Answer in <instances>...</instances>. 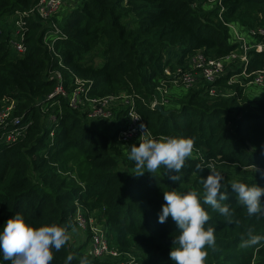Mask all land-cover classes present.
Masks as SVG:
<instances>
[{
	"label": "trees",
	"instance_id": "1",
	"mask_svg": "<svg viewBox=\"0 0 264 264\" xmlns=\"http://www.w3.org/2000/svg\"><path fill=\"white\" fill-rule=\"evenodd\" d=\"M39 1L0 0V111L15 105L0 128V232L19 214L32 225L58 224L74 234L80 210L102 224L120 256L89 253L88 230L86 239L76 234L79 245L68 241L59 251L53 249L51 264H80L82 258L89 264H120L132 257L141 264H174L170 252L178 227L170 216L158 222L164 191L196 192L203 204L202 178L211 169L199 172L196 165H211L224 176L221 191H227L228 199L221 204L229 206L233 222L205 205L210 215L205 227L214 228L216 237L215 246L206 247L205 264H264V240L240 246L250 229L264 236V216H249L229 185L238 180L264 187V101L259 111L249 110L245 85L229 83L243 68L216 81L233 91L232 96L214 98L192 88L174 97L179 102L168 115L148 104L159 81H169L167 68L185 66L200 49L219 58L237 48L229 43L220 5L204 8L207 0H77L75 7L47 19L35 12L24 17L27 49L21 54L12 44L16 28L13 32L8 27L10 19L35 9ZM221 1L225 21L248 29L264 27V0ZM169 47L174 49L169 52ZM55 70L69 92L77 76L92 83L90 96L134 95L144 124L157 138H193V154L179 173L182 182L171 180L163 167L156 175L131 173L135 163L125 158L119 139L124 112H117L113 125L112 119H91L72 108L69 98L47 100L59 83L50 77ZM260 70L264 50H252L246 70L251 76L241 75L243 82L252 81ZM51 116L55 120L49 125ZM15 117L20 124L13 125ZM10 131L21 134L9 143L2 135ZM0 264H11L2 252Z\"/></svg>",
	"mask_w": 264,
	"mask_h": 264
},
{
	"label": "clouds",
	"instance_id": "2",
	"mask_svg": "<svg viewBox=\"0 0 264 264\" xmlns=\"http://www.w3.org/2000/svg\"><path fill=\"white\" fill-rule=\"evenodd\" d=\"M139 119V118H134ZM142 130L140 143L133 144L130 148L129 159L134 161V173L143 175L146 171L156 175L163 167L169 178L181 181L179 173L185 161L191 157L194 149V140L191 137H161L159 139L144 138L147 133L146 124L139 125ZM204 167L211 169L206 179L202 178L203 204L198 193H182L176 190L164 191V205L159 214V223L166 222L170 216L176 223L179 234L174 235L170 259L174 264H205L208 256L206 247L215 246V229L205 227L210 220V215L205 205L226 218L227 223H232L233 215L227 204L221 201L228 199L227 191L222 181L224 176L211 165H196V170L201 172ZM176 173V174H172ZM229 185L236 194L238 203L246 207L249 216H264L262 199L264 187L232 180ZM72 231H76L73 227ZM71 236L68 229L58 224H45L35 226L28 223L19 214L10 217L3 225L0 232V252L5 260L11 264H51L54 259L53 249L59 251L68 243ZM264 236L254 235L250 229L248 238L242 239L241 247L247 248L257 245ZM68 261L73 259L69 256ZM80 264H89L82 258Z\"/></svg>",
	"mask_w": 264,
	"mask_h": 264
},
{
	"label": "built area",
	"instance_id": "3",
	"mask_svg": "<svg viewBox=\"0 0 264 264\" xmlns=\"http://www.w3.org/2000/svg\"><path fill=\"white\" fill-rule=\"evenodd\" d=\"M203 7L207 9H214L217 4L220 5V18L224 21L225 25L229 28L230 37L228 38L229 43L237 45V48L231 51L229 54L223 57H212L207 55L203 49L196 51L187 60L185 66H176L175 71L167 68L165 74L170 78L169 81L161 79L159 81V86L157 87L158 96L155 95L154 98L149 99L148 104L151 108H155V105L160 104L165 108V104L171 102L172 95H168L164 91V87L167 85L181 87L184 92L197 88L202 90V94L210 95L211 97H229L234 95V92L227 89L221 88L216 85V81L227 75L230 71H236L239 68H243L241 74L233 75L230 78L229 83L239 82L238 77L243 75L246 78L251 75L247 73V65L249 63V53L252 50L263 51L264 50V40H260L259 37L264 36V27L259 26L255 28L248 29L239 22H227L222 17V12L225 7L222 5L221 0H207L203 2ZM77 5V0H40L36 5L35 9L25 10L21 14L22 26H18L14 33H17L18 39L13 36L12 44L13 47L21 54H23L27 46L26 41V28L24 17L28 18L31 13H37L41 18L47 19L52 16V14L59 12L63 9H70ZM196 6V4H194ZM198 6V5H197ZM20 24V23H19ZM18 24V25H19ZM13 33V34H14ZM50 50L55 51L54 46L49 44ZM51 78H58V85L54 92L47 96V100L54 98L56 95H60L69 98V105L74 109H82L87 113L88 117L91 119H103L108 120L117 116V112H124L122 116L121 131L119 133V139L122 142L124 139H136L137 146L139 145L140 137L142 135V130L139 125L144 123L139 112L137 105V98L132 94H124L122 96L109 95L104 97L90 96V91L92 88V83L87 80H83L77 76L73 77V81L70 86L73 87L72 91L69 92L64 86V80L59 70L50 72ZM237 77V78H235ZM242 85L245 83L240 81ZM259 86H264V70H260L254 76V79L250 81ZM204 88V89H202ZM145 103L146 101L143 100ZM11 107H5L3 111H0V128L6 126L7 122L11 118V111L14 108V103H11ZM8 106V105H7ZM168 110V109H166ZM139 118V119H134ZM55 120L54 116H51L48 120V124ZM20 117H15L13 120V125L20 124ZM6 129V128H5ZM18 129V128H17ZM21 131L14 132L10 131L3 133V139L7 142L16 141L18 135ZM53 135V133H51ZM130 136V137H129ZM155 137L148 129L145 133L144 138ZM164 137V136H160ZM78 219H76L77 226L83 230L91 232V246L89 247V253L99 257L104 255H111L112 257H119L120 253L118 250L111 248L107 238V232L101 223L94 216L86 218L82 211L80 210L76 214ZM132 257V256H131ZM120 264H141L132 257L129 261L121 262Z\"/></svg>",
	"mask_w": 264,
	"mask_h": 264
},
{
	"label": "rangeland",
	"instance_id": "4",
	"mask_svg": "<svg viewBox=\"0 0 264 264\" xmlns=\"http://www.w3.org/2000/svg\"><path fill=\"white\" fill-rule=\"evenodd\" d=\"M10 21L11 22H10L8 27L11 28L13 32H14L15 28H18V26H22V19L20 17L16 18V16H13V17H11ZM13 36H14L15 39H18L17 33H14ZM173 49L174 48L169 47L168 51L170 52ZM235 78H237V77H235ZM238 80L242 81V76H239ZM164 91L168 95H170V94L172 95L171 102L169 104H165V108L164 109L165 110L166 109H175L176 108V104L179 102L178 101L179 99H174V97L181 95L182 93H184V91L182 90L181 87L171 86L170 84L167 85V87H164ZM245 91H246V95H247V98H248L247 99V103H246V105L249 106L248 109L252 110L254 112L259 111L261 106H262V103L264 101V88H261L259 85L255 84V83H251L250 84V81H249L248 83H245ZM155 95H157V96L159 95L157 91L152 94L151 99L154 98ZM11 106L12 105H9V104H8V106L6 105V107H11ZM116 117L112 118L113 125H115L116 122H117ZM44 121H46V119H44ZM122 143H123L124 156H125V158L127 160H129L128 157H129V153H130V148H131V146L133 144H137V141H136V139H125V140L123 139ZM121 166L125 167L126 166V162L121 161ZM76 219H78L77 215H76ZM76 228H77V230L75 231V233L74 234H70L71 239L69 240V244L70 245H74V246L75 245H79V243L82 242L81 239H76L75 238L76 234H78L79 236L83 235L85 239H86V235H87V231L86 230H83V229H81L78 226ZM88 248H89V245L87 244L86 245V249H88Z\"/></svg>",
	"mask_w": 264,
	"mask_h": 264
},
{
	"label": "water",
	"instance_id": "5",
	"mask_svg": "<svg viewBox=\"0 0 264 264\" xmlns=\"http://www.w3.org/2000/svg\"><path fill=\"white\" fill-rule=\"evenodd\" d=\"M155 109L159 110L164 115H168L172 111V109L165 110L164 107L160 104L155 105Z\"/></svg>",
	"mask_w": 264,
	"mask_h": 264
}]
</instances>
